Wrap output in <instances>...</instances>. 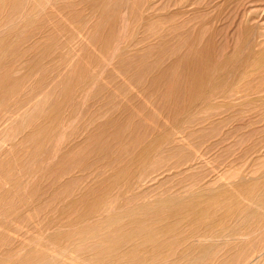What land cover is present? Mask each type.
Instances as JSON below:
<instances>
[{"label":"rangeland","instance_id":"1","mask_svg":"<svg viewBox=\"0 0 264 264\" xmlns=\"http://www.w3.org/2000/svg\"><path fill=\"white\" fill-rule=\"evenodd\" d=\"M0 264H264V0H0Z\"/></svg>","mask_w":264,"mask_h":264},{"label":"bare ground","instance_id":"2","mask_svg":"<svg viewBox=\"0 0 264 264\" xmlns=\"http://www.w3.org/2000/svg\"><path fill=\"white\" fill-rule=\"evenodd\" d=\"M42 131H43V130H42ZM72 182H73V181H72ZM254 189H255V188H254ZM257 189H258V188H257ZM237 208H238V207H237ZM235 210H236V209H235ZM38 211H39V210H38ZM38 211H37V212H38ZM214 212H216V211H214ZM232 214H233V213H232ZM232 214H231V215H232ZM228 217H229V216H228ZM41 258H42V257H41ZM44 263H45V262H44Z\"/></svg>","mask_w":264,"mask_h":264}]
</instances>
